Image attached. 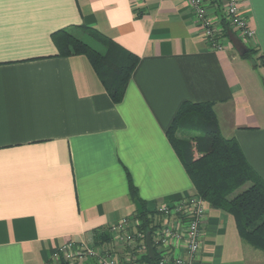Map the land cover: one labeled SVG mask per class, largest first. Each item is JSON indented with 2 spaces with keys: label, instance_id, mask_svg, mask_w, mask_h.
Listing matches in <instances>:
<instances>
[{
  "label": "crops",
  "instance_id": "crops-1",
  "mask_svg": "<svg viewBox=\"0 0 264 264\" xmlns=\"http://www.w3.org/2000/svg\"><path fill=\"white\" fill-rule=\"evenodd\" d=\"M240 1L255 36L233 33L217 51L187 0H0V264H52L56 248L94 245L136 203L150 214L194 194L166 135L184 102L212 103L264 181V0ZM207 4L222 16L220 0ZM78 27L137 58L121 102L85 56L58 55L52 35ZM202 231L199 264H264L208 203Z\"/></svg>",
  "mask_w": 264,
  "mask_h": 264
},
{
  "label": "trees",
  "instance_id": "trees-1",
  "mask_svg": "<svg viewBox=\"0 0 264 264\" xmlns=\"http://www.w3.org/2000/svg\"><path fill=\"white\" fill-rule=\"evenodd\" d=\"M77 29L80 33L64 29L52 35L58 55L85 56L112 102H121L137 58L118 50L93 28ZM81 33L93 39L102 49H95L84 42L78 35ZM230 35L225 34L228 38ZM252 53V50L246 51L249 57ZM258 59L264 66V57ZM216 120L212 103L184 102L173 117L166 135L195 192L210 207L230 214L239 237L264 254V181L246 161L238 143L221 135ZM191 130H201L202 133L188 139L183 133ZM128 185L133 199L138 201L136 188L129 179ZM137 216L142 220L141 228L147 231L149 221L144 207ZM93 237L94 244L109 240L106 230L95 231ZM143 260L154 263L148 255Z\"/></svg>",
  "mask_w": 264,
  "mask_h": 264
},
{
  "label": "built area",
  "instance_id": "built-area-1",
  "mask_svg": "<svg viewBox=\"0 0 264 264\" xmlns=\"http://www.w3.org/2000/svg\"><path fill=\"white\" fill-rule=\"evenodd\" d=\"M210 49L223 50L235 33L243 42L254 38L240 0H220L222 16L209 10L207 0H187ZM207 202L190 194L160 204L148 214L147 231L137 215L123 217L107 228L109 240L101 244L68 241L55 249L52 264H149L146 235H150L153 264H199L202 248V224ZM149 257V255H148ZM151 259V258H150Z\"/></svg>",
  "mask_w": 264,
  "mask_h": 264
},
{
  "label": "rangeland",
  "instance_id": "rangeland-1",
  "mask_svg": "<svg viewBox=\"0 0 264 264\" xmlns=\"http://www.w3.org/2000/svg\"><path fill=\"white\" fill-rule=\"evenodd\" d=\"M79 35V37L84 41V42H86L87 44H89L90 46H94L93 48H95V49H97V46L95 45V44H93L94 42H93V39H91L89 36H86V35H83V34H78ZM99 50V49H98ZM252 58V57H251ZM217 121V120H216ZM217 126H218V128H219V131H220V133H221V135L224 137V138H227L226 137V134H227V131L223 128V127H221V130H220V127H219V123H218V121H217ZM201 133H202V131L201 130H191V131H189V132H186V133H183L184 134V136L187 138L188 137V139L190 138V137H192V136H199V135H201ZM195 194H197L196 192H195ZM198 195V194H197Z\"/></svg>",
  "mask_w": 264,
  "mask_h": 264
},
{
  "label": "water",
  "instance_id": "water-1",
  "mask_svg": "<svg viewBox=\"0 0 264 264\" xmlns=\"http://www.w3.org/2000/svg\"><path fill=\"white\" fill-rule=\"evenodd\" d=\"M136 209H137L138 214L142 213V209L138 203H136ZM146 245H147L148 255L151 259H153L154 255H153V249L151 246V240H150L149 234L146 235Z\"/></svg>",
  "mask_w": 264,
  "mask_h": 264
}]
</instances>
